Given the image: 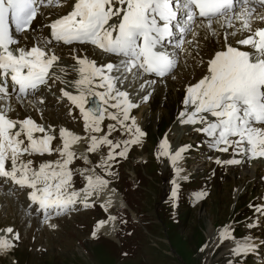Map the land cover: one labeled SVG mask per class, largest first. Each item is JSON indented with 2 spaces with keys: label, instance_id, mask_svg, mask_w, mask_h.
Here are the masks:
<instances>
[{
  "label": "snow or ice",
  "instance_id": "obj_1",
  "mask_svg": "<svg viewBox=\"0 0 264 264\" xmlns=\"http://www.w3.org/2000/svg\"><path fill=\"white\" fill-rule=\"evenodd\" d=\"M60 3L61 0H0V101L5 102L0 105V177L32 189L30 201L38 203L45 212L54 210L56 214L77 202L84 207L90 206L89 198L106 186L107 181L100 176H86L85 187L73 189V172L69 165L76 154L70 149L81 138L62 128L63 147L53 149L51 145L55 136L49 134L44 126L30 117L20 121L8 115L11 107L7 101L13 96L18 102L23 101L55 75L52 70L59 57L49 45L53 42L91 44L105 53L121 57L118 64L109 62L99 66L87 58H77L79 78L73 84L78 94L61 91L79 108L86 131L100 132L101 122L107 115L132 133L133 139L124 141V150L115 154L123 157L127 146L138 143L144 133L134 119L131 125L125 124L130 119V110L137 105L130 100L128 92L118 87L121 75L117 73L164 77L176 66L174 54L167 50L168 47L174 43L177 31L181 34L190 31V22L197 15L203 18L202 23L206 22L209 29L214 21L221 19L231 27L235 19L243 21V30L251 31L248 17L257 6L264 7V0H76L69 14L47 25L49 37L42 38L31 48L20 47L18 34L31 30L39 9L46 5L59 6ZM177 7L183 10L188 24L178 20L180 12ZM236 7L242 11L236 13ZM114 17L118 22L110 23ZM239 43L251 46L254 51L246 52L229 46L226 51L217 52L209 61V74L186 89L185 108L192 110L181 112V122L202 124L203 127L197 131L212 138L218 151L232 149L234 156L264 158V29L255 30ZM60 71L64 69L60 68ZM148 83L155 81L144 82ZM90 98L95 99H91V106L86 108ZM143 99L146 101L148 97ZM39 102L44 101L41 99ZM109 108L117 109L118 113L110 112ZM121 114L122 119H119ZM115 130L116 126L110 124L108 135L101 138L92 136L88 151H95L100 145H111L114 149L120 147L108 138ZM37 132L44 135L34 136ZM162 147L165 149L163 154H167L166 139ZM187 147L182 146L171 155L173 164L182 158ZM53 152H59L61 159L41 163L38 169L32 167V160L22 159L24 155H50ZM114 158L110 151L107 160ZM217 163L239 164L240 160H217ZM9 164L10 168L7 167ZM204 195L199 193L197 198ZM257 210L264 211V207ZM3 232L13 234V229L6 228ZM228 233L229 230L224 229L221 239H230ZM14 238L19 239L18 235ZM13 246L7 236H0V250ZM248 247L246 242H241L233 252L238 255Z\"/></svg>",
  "mask_w": 264,
  "mask_h": 264
},
{
  "label": "rangeland",
  "instance_id": "obj_2",
  "mask_svg": "<svg viewBox=\"0 0 264 264\" xmlns=\"http://www.w3.org/2000/svg\"><path fill=\"white\" fill-rule=\"evenodd\" d=\"M66 1H64V4L68 6L72 0H68L70 2ZM74 1L76 2V0ZM61 6L62 8H67L63 4ZM55 8H59V12L55 13L57 16L60 13H65L60 6H56ZM37 26L34 24L33 27V34L37 36L33 42L37 40L36 38H39V34L43 35L47 30L40 29L36 32ZM224 29V33H226L229 27L227 29L224 27ZM222 30L220 28V35L218 37H212L207 41H203L200 35L194 39L195 43L191 45L189 43L186 44L189 45L191 50L189 54L186 52L189 60L184 61L186 55H180L181 50H178L176 54L177 60L180 58H183V60L180 62L181 66L175 73V77H173L174 70L168 75L169 78L164 81L165 86L156 82L153 87L152 85H148L149 90L140 94L138 97L141 98L139 101L140 106L137 110L134 108L133 111H136L135 118L139 115L140 111L142 113L143 119L137 127H141L142 125L140 130L145 136L139 137L138 143L128 145L127 153L123 157L115 154L118 153V149L120 151L124 150V141L133 139L132 133H129L126 128L121 127L117 121L109 119L107 115L103 124H101L102 127L100 125V132H92L91 129L86 131L85 126H81V117H79V125L76 118L78 114L75 111H73V114L76 117H73L70 121L71 117L66 115V110L67 114L70 113L69 104L62 99L63 94L59 90L57 80L49 79L47 82V85L50 84L49 86H51V83L54 84V88H52L54 91L51 90L56 97L50 94H46V96L53 98L44 97V92H42L40 94V97L44 101L42 106H31L30 108L25 106L24 109L18 106L14 110L13 113L20 119L26 118L22 117L28 112L35 120L39 116L47 121L49 125L59 123L62 126L75 128L76 130H72L76 132L81 133L85 131V133H82L84 136H79L81 139L78 140V144L75 146L78 152L77 154L75 153L76 158L72 163L71 170L78 177L85 178V173L89 172V176H100L107 181L108 186L101 189L104 195L101 193L100 195L104 197L105 193L108 194L105 198L107 200L106 210L111 215H115L120 224L116 238H114L117 230L116 222L110 219L108 222L112 227L104 226L113 230L114 235L110 239L114 241L102 235L97 237L96 233L93 236L96 222L100 218L107 217L102 207L94 204L92 205L94 209L85 207L82 211L85 210L86 213L81 215L78 213L77 215L79 216L72 221L69 219L63 222L61 227L59 223L60 219H57L55 222L52 221L53 226L51 229L47 228L51 226L46 227L49 231L39 232L44 226L40 225L37 222L38 220L36 221V218L20 221L22 217L19 216H23L22 211H24V195L19 193L21 195L20 199L14 201L8 198L9 194H5L7 188L4 187L0 189V226L15 225L19 227L21 229V238L24 241L16 247L19 249L12 256L0 258V264H264V213H258L257 209L259 207L256 206L262 202L261 196L264 191V184L257 183L258 181L255 182L251 177L240 176V166L237 164L236 167H233L235 164L220 163L216 171H213V168H209L210 164L208 162L214 159L215 153L206 151L204 143V140L208 138L206 134H200L197 140L200 144L191 146L190 154L186 155L187 150L184 152L186 157L185 155L182 157L183 168H185V157L188 161H191L189 167L195 165L193 169L194 171L197 170V172L195 176L186 180L187 183L182 186V189L179 188L181 184L175 188V193L180 191V193H177L179 196L178 201H176L177 207L176 204L172 205L170 203L173 189L168 187L172 171L169 163L173 162L168 159V153L176 146L182 147L185 146V143L194 142L197 136L196 131L200 127V124L193 125L181 122V112L191 109L185 108L186 89L199 77H202L203 74L205 76L209 74L207 60L210 56L212 57V51L217 47L218 41H221ZM195 36L192 35L191 39L193 40ZM26 37L31 38V34H27ZM224 37L226 38V34ZM233 39L235 40L236 38ZM233 39L232 41H234ZM32 43L29 42V44ZM63 45L66 46V44ZM200 46H203L201 53L199 52ZM75 47L76 52H81L82 50L84 55L91 58L92 61L96 60L99 62L100 57H102V54L97 49H91L88 46ZM53 50L55 53L58 51V55L63 56L57 68V75L64 74V72L60 71L61 66L69 65L72 63V60L74 61L79 58L73 52L74 47L55 46ZM69 50L72 53L71 58L66 57L70 55ZM91 53L93 57L90 55ZM107 58L106 60L114 62V57ZM202 58H206L207 60H203ZM114 59L116 60L114 64H117L118 58L115 57ZM205 63L206 70L204 67ZM72 67L76 72L78 66L73 65ZM64 70L67 72L72 71V69ZM119 74L117 73V75ZM127 75L129 76V74ZM68 76L72 77V72H69ZM132 77L133 75L130 77L122 76L121 82H124V88H130V81H134ZM141 83L142 78L136 79L135 83L131 85V91L138 93V90L142 89ZM61 85L65 88L71 87V84L66 82H63ZM153 88L155 91L147 96L148 99L150 98V101L147 103L148 99L145 101L143 98ZM136 97L137 95H132V98ZM63 98L65 99V97ZM130 100L132 101L131 98ZM69 103L72 107L78 108L71 102ZM110 103H113V101ZM35 108H38L39 111L35 112ZM113 113H118V111ZM134 114H130V119L125 124L131 125ZM118 118L122 119V114ZM82 121H84L83 117ZM110 124L115 125L116 130L108 138L113 141V144H119L120 147L114 149L111 145H100L95 151H88L91 145V137L96 136L97 138H101L108 135V125ZM80 126L81 129L79 128ZM59 130L60 128L57 125L54 131L55 134ZM165 139L167 141V157L162 151ZM81 143L86 144L81 146ZM212 146L213 144H211V150ZM213 149L217 148L213 147ZM71 151L74 152L73 150ZM110 151L113 152L115 158L107 160ZM195 155L196 157H194ZM217 156H221L219 157L222 158L221 161H224L227 157L224 155ZM232 157L233 155H230L229 159ZM31 159L33 164H36L39 158L33 155ZM57 159H61V157L57 156L54 161ZM50 160L52 161V159L48 158L45 162ZM106 160L107 164H105ZM216 164L217 162L212 166ZM259 164L261 163H255L257 168L260 166ZM108 165L111 166L108 167ZM262 170V167H260L257 174L258 179H263L261 177L263 174ZM255 179L258 180L257 178ZM202 180L208 181V183H203ZM77 184H80V182L77 181ZM115 189L123 193L126 204L131 208L128 207L130 211L126 209L127 207L123 203L120 194ZM7 190L10 192L11 189L8 188ZM194 190L195 192H193ZM236 190H239L238 196H235ZM182 191L185 195L188 194L189 196L190 194L192 198L195 197V194L204 193L203 198L205 199L203 203L200 202L201 198L200 200H196L195 203L193 202L194 204L186 205L184 196H181ZM88 202L91 203L92 201L89 200ZM240 203L241 205L239 206ZM20 206L22 207V211L20 210ZM117 206L120 207L115 208ZM169 206L171 207L172 215L179 216L172 217L167 212ZM110 208L111 211L109 210ZM112 208L115 209L112 210ZM29 209L32 208L30 207ZM248 209H251V211ZM133 217L138 219V221ZM259 217H263V220H254L256 218L259 219ZM70 218L72 219L73 217L71 216ZM253 220L254 224H257L259 221L260 225L255 230H246L248 224ZM31 222L34 225L32 230H30ZM56 225L58 226L57 231H52ZM226 226H229L230 237H232L231 232L234 234L238 233L237 237L250 235L251 232L263 234V237L260 239L263 242V250L258 254L259 256L249 255L241 257L239 255L242 254H234L233 250L228 248L231 244L244 241L246 237L237 239L232 237L224 239L219 244H215L217 236L216 234L211 236L209 228H212L217 233ZM259 246L260 243L257 245V249ZM249 258H253L255 261H259V263H255L253 259Z\"/></svg>",
  "mask_w": 264,
  "mask_h": 264
},
{
  "label": "bare ground",
  "instance_id": "obj_3",
  "mask_svg": "<svg viewBox=\"0 0 264 264\" xmlns=\"http://www.w3.org/2000/svg\"><path fill=\"white\" fill-rule=\"evenodd\" d=\"M64 1H66V0H61V4H63L64 6H66L64 3ZM66 2H70V1H66ZM74 4H75V1L74 0H72L71 1V3L68 5V6H66L67 8H70L69 9V11L70 10H72L73 9V7H74ZM179 12V11H178ZM44 13H46L45 11L43 12V14ZM264 12H261V14H263ZM65 14H67V12H65L64 14H60V15H65ZM59 16V15H58ZM60 17V16H59ZM221 20H223V19H221ZM235 20V19H234ZM224 21V20H223ZM235 21H237V20H235ZM116 22H118V20L116 21ZM52 23V22H51ZM216 23V21H214L213 22V24H215ZM34 24L35 23H33V25H32V29H33V27H34ZM203 24V26H201L200 25V28L199 29H197L195 32H194V34L193 35H197V36H202V40L203 41H207V40H209V39H211L212 37H218L219 35H220V28H221V30H222V26L221 25H218V26H214V28H213V30L214 31H211L210 32V29L206 26V24L205 23H202ZM192 25V24H191ZM226 27V29H227V27H229V26H225ZM250 28H251V31H246V30H242L241 32H236L235 34L234 33H231V31H227L226 33H224L225 31V29L224 30H222V33H221V36H222V38H221V41H218V45H217V47L216 48H214L213 49V51H212V57L210 58H208V59H212L214 56H215V54L217 53V52H219V51H225L226 50V47H225V44H224V42L225 43H227V45H229V46H231V47H233V48H241V49H247V48H245V47H243V46H241L240 44H238V43H236V41H237V39L240 37V36H242V35H244V34H249V33H251V32H255V30H257V29H264V23H258V22H256V23H252L251 25H250ZM49 29V28H48ZM48 29L46 30V32L45 33H43V35L42 34H39V38H36L37 40L36 41H34L32 44H29V42L27 41V42H24V40L23 39H21L20 37L18 38L19 39V41H20V47H24V48H31L34 44H36V43H38L40 40H42V38H44V37H49V33H48ZM34 30V29H33ZM32 31V30H31ZM181 33H179L178 31L176 32V34L175 35H180ZM185 33H183L182 35H184ZM226 34V38L224 37V35ZM32 35H33V37L35 38V37H37L35 34H33V32H32ZM175 37V36H174ZM195 38V37H194ZM194 38H193V41H192V43H195V40H194ZM233 38H236L235 40L233 39ZM232 39L234 40V41H232ZM232 41V42H231ZM177 43V42H176ZM58 44V43H57ZM190 45H191V43H190ZM237 45H239V46H237ZM49 46H52V45H49ZM55 46H58V45H54V47ZM77 46V45H76ZM82 46H88V45H86V44H82ZM183 46H185V48H184V50L186 49V52H187V54H189L190 52H191V50H190V47H189V45H185V43H181V45H179L177 48H175V50H174V52H176L175 54H174V58H175V60H176V63H177V58L178 57H176V54H177V52H178V50H181L182 51V47ZM58 47H63V46H58ZM201 48L199 49V52L201 53V51H202V49H203V46H200ZM68 48V47H67ZM192 48H194L193 46H192ZM253 50H246V52H252ZM91 52H93L92 50H91ZM77 53H80V52H77ZM94 53V52H93ZM194 53V52H193ZM204 54H205V52H203ZM56 54L58 55L59 53H58V51H56ZM90 55H92V53L90 54ZM89 55V56H90ZM185 56V55H184ZM86 58H88V56H85ZM92 57H93V55H92ZM118 58V62H119V60L121 59V57H117ZM189 60V56L188 55H186L185 57H184V61L185 60ZM113 60H114V62H116V60L113 58ZM182 60H183V58H182ZM96 61V60H95ZM110 62H112V63H114L113 61H110ZM118 64V63H117ZM204 67H205V70H206V63L204 64ZM174 70V69H173ZM124 74V73H123ZM126 75H124L125 77H129L128 75H127V73H125ZM119 75H122L121 73L119 74ZM147 77H148V80H149V82L150 81H155V83H149L150 85H152V87L156 84V82H159V84L160 85H164L165 86V83H164V81L166 80L165 79V77H164V79H159V78H156V77H154L153 75H147ZM203 77H205V75L203 74V76L202 77H199V78H203ZM198 78V79H199ZM50 79H54V78H50ZM54 80H56V79H54ZM158 80H160V81H158ZM200 80V79H199ZM199 80H197L195 83H197ZM194 83V84H195ZM50 84H48V86H49ZM168 85V84H167ZM51 89L52 88H54V84L53 83H51V86H49ZM53 90V89H52ZM59 90H60V88H59ZM152 91L148 94V95H150V94H152L155 90H154V88L153 89H151ZM54 91V90H53ZM62 93V92H61ZM74 93H76V92H74ZM147 93V92H146ZM40 94H42V92L40 93ZM77 94V93H76ZM58 95V94H57ZM34 96V95H33ZM152 96V95H151ZM34 98V97H33ZM33 98H28V100H27V102H25V106L27 107V108H30L31 106H37V107H39V106H42V104L43 103H40L39 101L40 100H36V99H33ZM13 103H14V107H15V109L19 106V104L17 103V100H16V98L13 96L11 99H10ZM141 103H142V101H141ZM147 103H148V101H147ZM86 108H87V105L85 106ZM74 108V107H73ZM143 108V107H142ZM134 109V108H133ZM133 109L131 110V111H133ZM144 110V109H143ZM42 111V110H41ZM191 111V109L190 110H188V112H190ZM148 113V112H147ZM26 115L25 116H23L22 118H24V117H27V116H29V117H31L30 116V114L28 113V112H26L25 113ZM141 111L139 112V115L138 116H136V120H135V122H136V126H139L140 125V122L142 121V119H143V117L141 116ZM11 115H13V116H16L14 113H12ZM32 118V117H31ZM25 119V118H24ZM34 119V118H33ZM35 120V119H34ZM201 127H203V125L202 124H200V127L199 128H201ZM41 135H42V133H41ZM181 147L180 146H176V147H174L172 150H171V152L170 153H168L169 155H168V159L170 160V161H172L171 160V155H173L178 149H180ZM168 151V150H167ZM185 154H184V152L182 153V157L184 156ZM33 155H31V157H32ZM236 156H238V155H236ZM219 157H221V156H217V158H219ZM230 157L229 156H227L226 158H225V160L224 161H226L227 159H229ZM238 160H240V163L239 164H237V165H239L240 167V172H238V173H240V176H242V177H251V178H253V179H255V178H259L258 176H257V174H258V172H259V170H260V167H262V169H263V174H262V178L264 179V164H263V162L262 161H258V162H255V163H261L262 164V166H261V164H259L260 166L257 168V165H255V163H253V165L251 166V167H247L246 165H245V159L244 158H239ZM176 164V170H175V177H174V180L175 181H179V180H184V179H186L187 177H188V173L187 172H185L184 171V168H183V164H182V158L181 159H179V161L178 162H176L175 163ZM13 186H15V190H17V192L18 193H22L20 190H19V186L17 185V184H15L14 182H13ZM5 188H9V189H11L12 188V185H9L8 187H5ZM112 191H114V190H112ZM114 193H116V192H114ZM101 194H102V192H101ZM238 194H239V190H236V192H235V196H238ZM102 195H104V194H102ZM106 195H108L107 193H105V196L103 197L104 199L106 198ZM113 195H115V194H113ZM263 198H264V196H263ZM122 200H123V198H122ZM263 201H264V199H263ZM28 202H32V201H28ZM123 203H124V200H123ZM36 205H38V203H35ZM111 205V204H110ZM39 206V205H38ZM125 206H126V204H125ZM127 207V206H126ZM260 207V206H259ZM40 210V213L41 214H47L48 213V211L47 212H45V210H43V209H39ZM49 211H51L50 213H55V215H58V214H56V212L54 211V210H49ZM62 213V212H61ZM60 213V214H61ZM31 220H32V218H31ZM109 220H107V219H105V220H103V221H101L102 222V225L98 222L97 223V228H96V230H95V233L97 234L96 236H99V235H102V236H105V237H107V238H110V237H112L114 234H113V230L111 229V228H107V227H104V226H110V227H112L111 226V224L108 222ZM108 222V223H107ZM107 223V224H106ZM32 224H33V222H32ZM105 224V225H104ZM253 225H257V224H253ZM47 226H51V227H47ZM52 226H53V222L52 221H50L47 225H46V227L48 228V229H51L52 228ZM57 226V225H56ZM209 228V227H208ZM224 229H228L229 230V226H226V227H224V228H222V229H220L217 233L214 231V230H212V228H209V234L211 235V236H213V235H215L216 234V236H217V240H215V244H219L221 241H223L222 239H221V233L223 232V230ZM51 231V230H50ZM218 234V235H217ZM229 234V233H228ZM245 240L244 241H240V242H237V243H234V244H231V245H229V249H231V250H233L235 247H236V245H238V244H240L241 242H246L247 243V245L249 246L248 247V250L247 251H244V252H241L240 254H242L241 256H244V255H249V254H252V253H254L255 252V250L257 249V245L259 244V243H256V242H253L251 239H250V237L249 236H246V238H244Z\"/></svg>",
  "mask_w": 264,
  "mask_h": 264
},
{
  "label": "water",
  "instance_id": "obj_4",
  "mask_svg": "<svg viewBox=\"0 0 264 264\" xmlns=\"http://www.w3.org/2000/svg\"><path fill=\"white\" fill-rule=\"evenodd\" d=\"M91 106V105H90Z\"/></svg>",
  "mask_w": 264,
  "mask_h": 264
}]
</instances>
